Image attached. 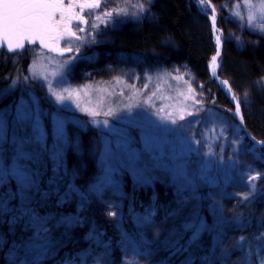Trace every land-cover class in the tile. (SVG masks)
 Instances as JSON below:
<instances>
[{"label":"trees","instance_id":"trees-1","mask_svg":"<svg viewBox=\"0 0 264 264\" xmlns=\"http://www.w3.org/2000/svg\"><path fill=\"white\" fill-rule=\"evenodd\" d=\"M228 1L211 0L218 12L216 26L223 37L217 75L221 80L229 81L233 89L232 95L238 97L245 122L242 125L246 135L244 139L252 145V140L248 137L255 136L264 140V87L258 83L264 76V35L244 25L228 21ZM115 2L124 6V0ZM140 2L146 3L148 11L139 19L128 17L125 21L112 23L113 25L100 24L96 30L90 28L97 36L94 38L98 40L89 43L91 45L82 52L78 64L100 77L113 69L119 71L123 78H132L131 75H134L136 79H141L144 76L145 84H149L151 93H156L153 98L157 102H164L167 98L170 101L176 100L178 93L187 91L188 85L184 81L173 79L182 75L184 80L194 81L192 87L197 92L201 91L200 85L203 84L204 95L200 99L205 104L223 111L233 123L240 122V118L234 115L235 105L208 71L217 46L207 15L199 11L193 0H128L129 12L136 11L130 5ZM4 54L0 53V80L8 74L12 76L18 67L17 62L21 68L29 62L27 51L19 56L7 54V58ZM159 68L160 75L157 74ZM150 72L153 76L149 82L146 75ZM2 81L0 91L4 87ZM17 94L15 90L0 97V110L5 106H13ZM45 132L43 145H46V151L36 149L39 156L33 167L40 172L41 188L48 190L49 184L55 179L54 187L58 192L47 201L34 205L42 216L49 219L51 236L56 244V250L43 260V264H124L116 243L122 234L137 233L140 220L163 229L177 220L185 210L193 209V204L196 210L191 216L188 214L189 222L192 216L193 219L198 216L207 225V230L201 232L197 243L188 250L177 253L167 244L151 255L148 264H185L186 258L189 257L192 264H206L209 261L223 264L222 250L218 247L221 237L230 253L227 264H241V257L248 251L249 242L255 252L258 242L253 237L264 232L262 196H253L250 198L251 203L240 206L241 212L236 215L243 214L241 222L232 219V212L225 208L223 214L214 211L213 203L208 198L211 191L202 188L197 194L198 189L178 194L159 179L153 180L149 185L139 186L129 171L122 175L120 183L114 188H111V185L118 183L116 176L98 180L102 181L103 187L99 186L97 195L91 197L88 193L99 173L98 161L95 162V159L96 152H100L101 140L78 139L77 145L67 146L63 161L59 164V172L54 176V143L53 139L48 137V126ZM1 144L3 149L9 148L5 158L11 163L13 139H6ZM251 160L264 166V161L260 160L255 152ZM262 182L264 180H259L257 184ZM58 197L61 199L59 205L56 203ZM109 204L116 205L114 208L121 214L119 221L115 222V216L107 214ZM61 217L72 218L73 225L62 226L58 223ZM178 234V238L182 237L181 244L191 245V232L183 230L182 227ZM31 235V231L21 225L10 229L9 224L0 219V238L7 241L0 246V264H9V250ZM241 235L247 237L243 251L231 247L233 238ZM135 238L139 243L132 241L135 247L131 245L130 250L134 249L135 255L144 257V247H149L148 241L143 236L142 241L140 237ZM105 243L109 244L111 250L101 249ZM75 253H79V256L75 257ZM253 260L255 261V256ZM255 264H259V261H255Z\"/></svg>","mask_w":264,"mask_h":264},{"label":"snow or ice","instance_id":"snow-or-ice-1","mask_svg":"<svg viewBox=\"0 0 264 264\" xmlns=\"http://www.w3.org/2000/svg\"><path fill=\"white\" fill-rule=\"evenodd\" d=\"M150 2V0H148ZM201 10L207 14L206 9L211 8V15L209 19L212 22L214 31H219L216 27V13L217 8L212 4L211 0H197ZM135 8L136 11L129 12L128 0H124V6H120L115 0H0V53L3 49L7 48L5 58L7 54H13L19 56L26 49L27 45H33L37 41L43 48H47L49 51H59L61 55L64 52H72L73 48L71 43H68L63 48L60 47L62 40L67 41H83L84 37L78 35V33H86L88 36L94 37V32L89 31L86 27L80 25H89L92 30L99 28L100 24H109L119 22V18H136L139 19L148 11L145 2L130 5ZM244 6L249 9H255L260 14V18L264 21V0H259L258 4H253L251 0H244ZM236 9L241 7L237 4ZM234 15L243 19L240 11H235ZM257 19L255 12L250 11L247 18L248 26H253L254 21ZM76 22V23H74ZM260 30L264 31V22L260 24ZM216 54L211 57L209 63V69L211 76L215 79H219L217 75V69L219 67L218 57L220 56V45L222 38L220 35H216ZM239 40V37H237ZM51 42V43H50ZM79 51V47L76 48ZM40 57H36L32 65L29 67V75L23 76V80L27 82L29 77H37V63ZM15 59L13 64H15ZM69 60L63 61L64 65H67ZM178 71V70H177ZM22 73L11 77V74L5 76V79L12 78V84L15 85ZM55 76H62V72L54 73ZM170 75V74H168ZM46 79L45 77H40ZM118 83H122L120 77L115 78ZM146 79L150 82L151 76L146 75ZM177 81H184L187 87V94L184 92L178 93L183 96L184 101H191V105L184 104L179 110L176 118H171L172 113L160 117V119L168 124L176 126L174 128H165L164 131L169 133H179L184 137V124L180 121H187L188 124L203 125V130L197 129L190 137H184L183 142L188 145L189 151H196L199 153L200 148L207 149L203 155L206 157H212L218 160L220 163L224 162L225 147L222 140H227L226 135L230 126L226 123H222V126L217 131L216 125L209 126L208 121L213 119L209 110L203 108V101L200 99L204 95L203 84L200 85L201 91L197 92L192 87L194 81L184 80L182 75L173 77ZM221 84L226 86L227 91L232 93L233 89L229 84V81L222 80ZM264 87V76L260 78L258 82ZM149 84L146 83L144 88H148ZM49 94L54 97L57 104H62L66 99L71 98L73 90L69 88H63V92H67L68 96H64L55 91L52 82L49 81ZM135 87V85H132ZM138 91H142L138 90ZM155 92L149 96L144 103H149L152 96H155ZM123 95V93H121ZM247 95V93H245ZM232 100L236 101L234 115L240 118V124L244 125V117L241 110V105L238 97L233 94ZM214 103V101H213ZM200 107H197V106ZM135 104L126 105V110L131 111L133 107H137ZM79 107V105H77ZM159 111H164L163 108ZM231 111V109H228ZM206 113V118L201 117V113ZM90 115H98L96 112H90ZM113 111L110 109L107 115H113ZM9 114L0 111V143L6 140L7 123ZM188 117H200V119L189 121ZM13 123L17 128L23 129V135H13V156L11 163H8L3 155H0V219H3L5 223H8L11 228L17 225H21L31 231L32 235L27 240L16 243L10 250L9 255L11 260L9 264H43V260L50 257L56 250V244L53 242L51 236V228L49 227L50 221L47 217L42 216L37 208L34 206L40 202L47 201L51 196L58 192V189L54 187L56 180L53 179L49 184L48 190L41 188L40 172L33 167L34 162L37 161L39 153L36 149L46 151V145H43L44 132L40 124V113L33 108L26 105L23 101L16 106L15 116L12 118ZM107 126V121L104 122ZM159 127V126H156ZM30 129V131H29ZM55 138L57 141L56 146L52 150V155L59 159V154L63 148L64 140V128L63 122L57 120L55 125ZM254 144L247 149L248 152H255L258 154V158L264 161V140H259L255 136L251 137ZM220 148L219 155L213 151L212 144ZM196 144L199 147L192 149L191 145ZM240 139H232L231 145H240ZM156 138L151 133H146L145 136V149L144 153L140 154L135 152L129 146L128 140H123L120 147L123 155L126 157L125 163L135 174L136 179L140 183H146L150 178L152 171L155 170V158L153 152L155 151ZM256 146H260L257 148ZM229 166L237 169L239 168L240 182L245 185L246 191L236 192L235 195L240 197L237 202L238 207L251 203V197L258 190L257 181L264 180V172L256 170L252 164L245 163L240 159V148H234L231 155L227 157ZM59 172V163L56 164L54 169V176ZM178 175H182L181 171L177 172ZM15 185L13 188L12 185ZM39 198V199H38ZM66 198V197H65ZM15 202V203H13ZM57 205L61 203V199L58 197L56 200ZM111 209V205H109ZM214 211L221 214L225 211L219 204H214ZM109 216H115L116 212L109 210L107 213ZM243 214L236 215L233 211L232 219L237 222L242 221ZM62 226L70 227L74 221L70 217H61L58 221ZM183 230L191 232L190 240L191 245L181 244L182 237L170 240L169 247L173 248L177 253L188 250L189 247L195 245L201 232L207 230V225L197 216L190 222L183 225ZM258 243L255 246V252L252 251L251 242L248 244V251L244 252L241 257V264H255V261H259V264H264V232H260L259 235L253 237ZM247 237L241 235L238 238H233L232 248H238L244 250V242ZM7 241L0 238V246ZM218 247L222 250V262L227 264L229 258V249L223 244V238L218 240ZM21 252L23 253L21 255ZM255 256V261L253 257ZM185 264H192L191 258H186ZM206 264H214V262H206Z\"/></svg>","mask_w":264,"mask_h":264},{"label":"rangeland","instance_id":"rangeland-1","mask_svg":"<svg viewBox=\"0 0 264 264\" xmlns=\"http://www.w3.org/2000/svg\"><path fill=\"white\" fill-rule=\"evenodd\" d=\"M193 2L199 11L205 14V12L201 10L197 0H193ZM251 2L253 4H258L259 0H251ZM237 4L241 5L239 9L235 7ZM237 10L241 12L243 19L234 15V12ZM206 11V15L209 18L211 15V8H207ZM250 11L255 12L257 15V19L251 27H249L247 23ZM217 16L218 12L216 13V21ZM226 16L228 21L231 20V23L236 22L240 26L244 25L264 35V31L260 30V24L264 21L261 20L260 14L256 12L255 9H249L244 6V0H229L226 6ZM125 20H127V18H119V21ZM109 24L113 25L112 23ZM217 29L219 28L217 27ZM212 34L215 46H217L215 37L216 35H220L223 40L222 32L220 29L219 31H214L212 27ZM83 37V41H75V43L70 42L75 49L79 46V52H84L83 48L91 45L88 44L91 42L87 36ZM95 40L98 39L94 38L93 41ZM81 54L82 53L78 56L59 58L46 54L38 49H31L28 50L27 58L29 62L27 65L21 68L17 62L18 67L11 76L14 77L22 73L19 81L13 85L11 77L8 79L3 77L1 79L3 80L2 82H4V87L0 91V97L6 93H12L15 90L18 93L16 102L13 106H5L0 110L9 114L6 139H13L14 132L16 135L24 134V130L17 128L12 119L15 116L16 106L23 101L26 105L40 113V124L44 132V139H46L45 129L46 126H48V137L53 139V148L57 144L55 138L56 121L59 120L63 122V148L59 154L58 161L55 156L52 157L53 169H55L57 163L60 164L63 161L62 158L65 148L69 145H75L78 139L101 140L100 152L99 154L96 152L95 159V162L98 161L97 168L99 173L88 196L94 197L97 195L98 187H103V179L110 178L111 176H116L115 178H117L118 181V183L114 182L111 188L116 187L120 183L119 181H121L122 175L129 171L136 185L146 186L153 180L159 179L178 194L198 189L196 192L197 194L200 189L203 188L205 191H211L208 198H210L213 206L214 204H219L223 209L225 208L229 210L228 212H232V214L233 211H235L236 214L241 212L240 207L237 206L240 197L236 196L235 193L243 192L247 189L245 185L240 182L239 168L234 169L230 167L227 157L232 154L234 148L239 147L240 159L243 162L252 164V166L259 171H261V168L263 169L264 166L263 164L261 166L255 163L254 160H251L253 152H248L246 150L249 149L254 142L252 141L253 144L250 145L245 141L244 137L246 135L243 133V127L239 121L233 123L223 111L203 102V108L209 110L213 116V119L208 121L209 126L215 124L217 131H219L222 123H226L230 126L226 133L228 139L222 140L225 147V159L223 163H220L215 158L204 156L203 153L207 150L204 148H200L199 153L196 151H189L188 145L183 142L184 137H190L197 129L203 130V125L188 124L187 121H180L179 123L185 125L183 130L184 137H182L179 133L164 131L165 128H174L176 126L162 121L160 117L172 113L171 118H176L178 110L184 106L185 103L191 105L190 100L185 102L183 96L177 95L175 98L176 100L170 101V99L167 98L164 102H157L152 96L149 103L146 104L144 101L151 96L152 93L149 87L144 88V76H142L143 78L141 79H136L134 75H131L132 78H123L124 76L116 69L111 70L107 75L101 77L93 75L85 66H82L80 63L78 64ZM38 56L40 57V59L36 61L38 75L37 77L30 76L29 80L25 82L23 76L29 75V67ZM65 60H69L67 65L63 64ZM208 71L210 73L209 65ZM57 72H62V76L58 77L53 75ZM157 74H161L160 68ZM45 76L46 79L40 78ZM147 76H151L152 78L153 73L150 72ZM116 77H120L123 82L118 83L115 79ZM49 81L52 82L54 90L64 96H68V93L63 92V88L73 90L71 98L66 99L62 104H57L54 97L49 94ZM132 85H135V87H132ZM141 89L142 91H138ZM182 92L187 94V91ZM121 93H123V95H121ZM130 103L138 106L133 107L129 112L126 110V105ZM77 105H79V107H77ZM197 107L200 106L198 105ZM161 108H163L164 111H159ZM110 109L113 111V115H107ZM90 112H96L98 115H90ZM200 116L206 118V113L202 112ZM197 119H200V117H188L189 121ZM105 121L108 122L107 126H105ZM146 133H151L156 138L155 151L153 152L156 168L152 171L146 183H140L137 181L135 174L125 163L126 157L123 155L120 145L123 140L126 139L132 150L143 154ZM83 134H85V136H83ZM232 139H240L241 144L235 146L231 145ZM248 139L251 138L248 137ZM209 143L212 144L213 151L219 155L220 148L216 147L211 140ZM2 146L3 145L0 143V155L5 157L10 150L8 147L3 149L4 147ZM198 147L199 146L196 144L191 145L192 149ZM178 171H181L182 175H178ZM262 172H264V170H262ZM100 179H102L101 182L98 181ZM108 181H110V179ZM257 185L258 190L255 193L256 195L254 194L253 196L260 195V197L262 196L264 198V182ZM43 189L46 190L45 188ZM82 202L84 201L82 200ZM109 205H111V209H109ZM109 205L108 211H115V222L119 221L118 218H121V214L114 208L116 205ZM192 208L193 209L185 210L177 220L172 221L168 226H164L163 229H159L157 225H152L150 222L140 220L138 221L137 233H131L129 235L122 234L121 238L119 237L116 243H118V248L121 252L120 254L124 264H148L152 254L159 252L163 247L169 244L170 240L178 238V230L182 229L186 220L189 222V217L193 214V211L195 212L196 210L194 204ZM188 214H190V216H188ZM192 219L193 216L191 220ZM101 232L103 233V231ZM117 236L120 235L117 234ZM135 236L138 238L140 237L141 241L143 236V238L148 241L149 247H144L146 252L144 257L137 254L135 255L134 249L130 250V246L134 245L132 241L139 243L137 238L134 239ZM104 248L111 250L108 243L103 244L101 249ZM77 256H79V253H75V257Z\"/></svg>","mask_w":264,"mask_h":264},{"label":"flooded vegetation","instance_id":"flooded-vegetation-1","mask_svg":"<svg viewBox=\"0 0 264 264\" xmlns=\"http://www.w3.org/2000/svg\"><path fill=\"white\" fill-rule=\"evenodd\" d=\"M68 2V0H65V3H67ZM74 23H76V22H74ZM81 27H83V25H80ZM85 27L86 28H88V30L90 31V25H85ZM78 35H81V36H87V38L89 39V41L90 42H92L93 41V39H94V37L93 36H88L86 33H78ZM75 43V41H67V40H62L61 42H60V47L61 48H63L64 46H66L68 43ZM51 43V42H50ZM89 44V43H88ZM72 46V45H71ZM88 46V45H87ZM79 47V46H78ZM89 47V46H88ZM88 47H84L83 49H84V51H86L87 49H88ZM72 48H73V52L70 54V55H68V56H78L80 53H82V52H77L76 51V49H75V47L74 46H72ZM31 49H38V50H40V51H42V52H44V53H46V54H49V55H51V56H54V57H58V56H55V55H52L51 53H48V52H46V51H43V50H41L37 45H34V46H29V45H27L26 46V49L23 51V52H28V50H31ZM22 52V53H23ZM2 53H7V52H5L4 50H3V52ZM68 56H66V57H68ZM60 58V57H59Z\"/></svg>","mask_w":264,"mask_h":264},{"label":"water","instance_id":"water-1","mask_svg":"<svg viewBox=\"0 0 264 264\" xmlns=\"http://www.w3.org/2000/svg\"><path fill=\"white\" fill-rule=\"evenodd\" d=\"M83 27H85V25H83ZM26 43V46H27V42H25ZM34 45H37L41 50H43V51H46V52H48V53H51L52 55H55V56H58V57H66V56H68V55H70L72 52H64L63 53V55H61L60 53H59V51H49L47 48H43V47H41V45L39 44V42L37 41L35 44H33V45H29V46H34ZM5 52H7V48L5 47L4 49H3ZM214 80H215V82L220 86V88L223 90V88L221 87V85H220V78L219 79H215L214 78ZM224 91V90H223ZM225 92V91H224ZM226 93V92H225ZM227 94V93H226ZM228 96V95H227ZM228 98H229V100H230V102L232 103V104H234L235 105V103L236 102H234L229 96H228Z\"/></svg>","mask_w":264,"mask_h":264},{"label":"bare ground","instance_id":"bare-ground-1","mask_svg":"<svg viewBox=\"0 0 264 264\" xmlns=\"http://www.w3.org/2000/svg\"><path fill=\"white\" fill-rule=\"evenodd\" d=\"M220 81H222V80H220ZM220 81H219V82H220ZM220 85H221V87L223 88V90L227 93V95L232 99V94H231L230 92L227 91L226 86H224L223 84H221V82H220ZM234 102H235V101H234Z\"/></svg>","mask_w":264,"mask_h":264}]
</instances>
